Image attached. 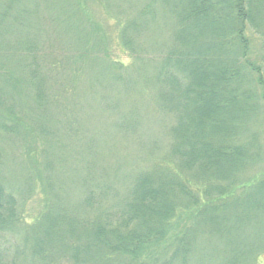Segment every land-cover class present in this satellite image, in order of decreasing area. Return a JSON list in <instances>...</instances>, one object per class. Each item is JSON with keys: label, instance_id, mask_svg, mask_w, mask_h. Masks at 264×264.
<instances>
[{"label": "trees", "instance_id": "obj_1", "mask_svg": "<svg viewBox=\"0 0 264 264\" xmlns=\"http://www.w3.org/2000/svg\"><path fill=\"white\" fill-rule=\"evenodd\" d=\"M16 1L8 0L0 11L2 41L8 40L4 31L9 34L22 29L19 21H8L11 5ZM111 1L105 0L106 10L116 6L115 0ZM154 1L158 2V11L167 13L168 19L174 22L168 41L155 45L158 56L150 64L148 60L140 61L139 57L136 58L138 61L130 58L125 64L119 59L112 60L105 53L104 63H99L106 64L103 68L110 73L122 69L128 73L136 71L134 78L126 79L123 74L113 78L120 90L140 96L136 100L142 102H133L132 113L138 114L135 107H140L138 104L147 99L156 104L152 112L160 113L165 120L167 115L172 117V125L158 123L166 129L169 138L164 155L139 173L137 171L144 166L132 173L122 172L118 165L123 166L124 160L116 157L113 162H104V167L101 166L102 160L93 157L95 144L87 140L81 154L85 160L81 164L84 170L77 178L82 182L85 198L73 206L66 205L67 191L63 189L57 193L49 179L45 210L32 226L23 218L27 211L25 200L33 194L32 186L29 185L26 194L21 193L20 199L15 200L0 178V239L5 233L10 237L28 235L21 245L14 247L12 258L0 252V264H139V259L155 243L162 245L164 254H170L164 264H187L189 254L194 251L196 231L211 230V226L218 225L219 202L232 201L230 195L239 189V186L231 188L234 177L243 171L246 163L258 160L253 153L254 138L240 143L239 136L246 131L243 122L255 112L257 114L260 107L251 91H241L240 86L248 73L244 71V62L241 65L239 62L249 49L244 40L246 31L262 28L260 24L257 26L255 18L264 11L263 0H149L142 7L136 2L131 11L129 7L124 11L116 6L118 9L112 20H116L119 27L118 46L129 57L136 55L134 50L139 41L152 32L148 26L155 24L158 13L153 5L150 6ZM236 4L238 9L234 8ZM133 11L135 18L131 19V16L124 20ZM14 45L10 41H0V46L9 50L14 49ZM30 46L34 48V45ZM37 51H30L35 62L31 65L32 60L26 66L37 77L33 90L29 87L32 103L27 109L32 113L31 125L37 131L44 127L48 135L47 122L56 119L47 109L50 96L40 62H37L42 56ZM144 63L146 67H143ZM144 68L151 69V73ZM259 84L264 87V76L259 79ZM15 92L21 98L19 92ZM262 93L264 95V89ZM251 96L254 102H250ZM11 102L15 101L1 85L0 108L9 121L0 122V131L6 135H19L24 122H20L17 115L23 117V113ZM149 102L148 115L151 113ZM98 103L114 112L120 107L116 95L114 99ZM73 110L79 109L73 107ZM126 121V118L115 120L112 126L123 132L125 125L121 123ZM131 132L129 136L118 135L117 138L130 142V147L139 144L144 156L160 149L156 139L152 145L144 144ZM110 140L114 145L108 149L109 156L116 152V140L111 137ZM42 155L47 158L45 170L52 175L55 167L52 160L54 164L63 160L61 154L54 159L43 150ZM118 180L127 186H122ZM118 186L124 190L120 191ZM246 194L245 198L226 204L219 214L225 216L236 211L237 217L243 218V213L246 215L249 210L259 209L264 198V179ZM261 208L264 212V201ZM186 216L192 217L193 222L180 230L181 223L187 222ZM235 261L230 260L231 264ZM152 262L157 264L155 259Z\"/></svg>", "mask_w": 264, "mask_h": 264}, {"label": "rangeland", "instance_id": "obj_2", "mask_svg": "<svg viewBox=\"0 0 264 264\" xmlns=\"http://www.w3.org/2000/svg\"><path fill=\"white\" fill-rule=\"evenodd\" d=\"M136 2L142 7L146 6L149 0L124 2L115 0L114 4L123 10L129 7L128 10L131 11ZM7 3L8 0H0V11ZM104 3L105 0H18L11 5L12 13L9 12L11 16L8 21H19L22 29L19 32L11 31L9 34L4 31L3 35L8 40H0L15 44L12 50L0 46V86L2 85L8 96L15 101L11 102L12 106L16 107L18 112H20L18 107L22 111L23 117L17 116L24 125L20 128L19 135L15 133L6 135L0 131V178L5 190L10 191L15 200L20 199L18 197L21 193L26 194L29 185L32 186L33 194L29 200H25L27 211L23 214L24 220L30 226L45 210L49 179L57 193L63 189L67 191L69 198L64 199L66 205L73 206L85 198L82 182L77 178L84 170V165L81 164L85 160L81 154L85 151L84 145L87 140L90 144H95L93 157L97 161L102 160L101 166L104 167V162H113L119 157L124 163L123 166L118 165V167L122 172L129 171V173L141 169V166L144 167L137 171L138 173L150 168L166 151L169 138L168 135L166 136V129L163 130L160 124L172 125V117L167 115L168 118L165 120L160 113L152 112L156 104L147 99L138 104L140 107H135L138 114L132 113L133 102H142L136 100L140 96L128 93L129 90H120V86L115 84L117 80L113 78L121 74L126 79L134 78L136 71L128 73L122 69L110 73L103 68L106 64L100 65L99 62L104 63V57H107L105 53H108L112 60L119 59L125 64L130 58L136 61L137 57L140 61L148 60L150 64L151 60L158 56L155 45L165 44V40L168 41L174 22L168 19L167 13L158 11V2L154 1L150 4L155 9L158 8L155 24L148 26L152 32L139 41L138 48L134 50L137 52L136 55L129 57L128 53L121 51L118 46L119 27L117 21L112 20L114 18L112 15L118 8L113 5L111 6L113 8L106 10ZM234 8L238 9L237 4ZM131 16H133L131 19H134L136 13L129 12L127 19L124 20L130 19ZM255 21L257 26L260 24L262 28L257 31L247 30L245 33L244 40L249 49L239 65L244 62V71L248 76L240 88L242 92L244 90L252 92L259 102L260 110L250 116L247 122H243L244 125L246 124V131L239 137L241 144L254 138L256 147L253 153L258 160L246 163L243 171L238 173L236 178L234 177L231 188L239 186V189L233 191L232 195L229 194L231 188L227 191L230 195L229 199L232 200L230 202L245 198L246 193L254 190L255 186L264 179V95L262 93L264 87L259 84V79L264 76V11L256 16ZM260 30H263L262 33H259ZM11 36L14 38L10 39ZM29 44L34 45V48L28 47ZM35 49H38L37 54L42 56L37 62H40V70L46 79L50 96V101L46 104L47 109L56 119L47 122L48 135L44 127L37 131L31 125L29 118L32 113L27 109L32 103L31 97L28 96L29 87L33 90L37 77L26 66L33 60L30 51ZM34 62L35 60L31 65ZM245 64L253 71L247 69ZM145 65L146 63L143 67H146ZM144 69L147 73H151V69L150 71ZM16 90L21 98L17 97ZM115 95L120 102L116 112L98 103L109 101L110 98L114 99ZM105 97L107 99H104ZM147 102L151 106L149 115ZM250 102H254L252 96ZM73 107L79 110L74 112ZM152 114L153 119L150 118ZM122 118H126L127 121L121 123L125 125V129L119 132L112 124ZM2 121L9 119L0 108V122ZM131 122L135 124L131 125ZM131 131L136 134L134 137H138L144 144L152 145L156 139L157 148L160 149L144 156L140 152L139 144L130 147V142L117 138L118 135L129 136ZM109 136L116 140V152L111 156L107 153L110 154L108 149L114 144H110ZM127 140L131 141V139ZM154 146L155 144L151 148ZM43 150L48 151L54 159L61 154L63 159L57 160L55 164L52 160V165L55 166L52 175H48L45 170L47 158L43 157ZM118 183L127 186V183L119 180ZM247 185L249 186L246 187ZM117 188L120 191L124 190L121 186ZM226 200L219 202L217 206L219 208L217 218L220 220L218 225L211 226V230L196 231L193 238L194 251L189 254L187 264H231V259L236 260L233 264H264V212L261 208L264 198L261 200L260 208L255 212L249 210L246 215L242 212L243 218H238L236 211L225 216L219 214L224 211V206L230 203ZM186 219L187 222L181 223L180 230L193 222L192 217L186 216ZM10 236L5 233L1 237L0 252L12 258L14 247L21 245L28 235L23 233ZM162 250L160 243L152 244L138 263L152 264L153 259L157 264L166 263L170 254H164Z\"/></svg>", "mask_w": 264, "mask_h": 264}]
</instances>
